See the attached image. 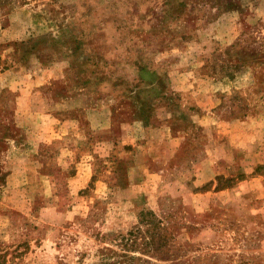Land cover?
Returning a JSON list of instances; mask_svg holds the SVG:
<instances>
[{"label":"rangeland","instance_id":"obj_1","mask_svg":"<svg viewBox=\"0 0 264 264\" xmlns=\"http://www.w3.org/2000/svg\"><path fill=\"white\" fill-rule=\"evenodd\" d=\"M0 264H264V0H0Z\"/></svg>","mask_w":264,"mask_h":264}]
</instances>
